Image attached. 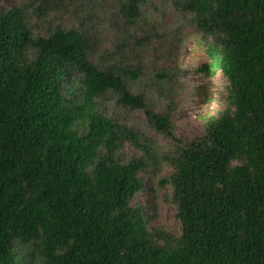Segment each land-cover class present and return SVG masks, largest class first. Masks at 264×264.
Wrapping results in <instances>:
<instances>
[{"label": "trees", "instance_id": "1", "mask_svg": "<svg viewBox=\"0 0 264 264\" xmlns=\"http://www.w3.org/2000/svg\"><path fill=\"white\" fill-rule=\"evenodd\" d=\"M147 1L128 0V16ZM173 2L202 35L196 72L226 82L224 109L190 143L121 70L90 59L82 32L38 34L24 6L0 9V264H264V0ZM111 92L169 140L161 184L179 237L133 205L154 149L99 111ZM127 143L143 156L122 158Z\"/></svg>", "mask_w": 264, "mask_h": 264}, {"label": "rangeland", "instance_id": "2", "mask_svg": "<svg viewBox=\"0 0 264 264\" xmlns=\"http://www.w3.org/2000/svg\"><path fill=\"white\" fill-rule=\"evenodd\" d=\"M128 0H49L45 18L34 11L29 0H0V9L24 6L30 24L38 34L48 27L76 29L89 40L90 59L105 67L114 66L127 78L130 91L141 95L156 114L168 113L175 134L190 143L204 134L205 118L225 107V79L221 74L206 78L196 69L206 62L192 17L181 13L173 0H148L140 6L135 18L128 16ZM41 17V18H39ZM78 76L71 81L77 84ZM99 111L118 119L135 133L143 146L153 147V157L141 174L144 189L133 205L145 208L150 230L173 237L181 234V224L171 201L172 190L161 181L173 170L163 162L169 140L151 127L143 109H132L118 103V96L107 94ZM144 151L127 143L122 158L142 157Z\"/></svg>", "mask_w": 264, "mask_h": 264}]
</instances>
